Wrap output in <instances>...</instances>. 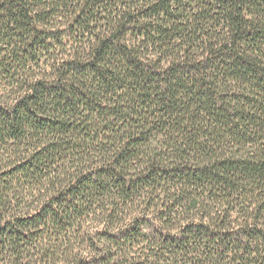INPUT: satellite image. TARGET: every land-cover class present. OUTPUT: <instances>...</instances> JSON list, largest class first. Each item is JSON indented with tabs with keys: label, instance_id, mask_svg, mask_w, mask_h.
Returning <instances> with one entry per match:
<instances>
[{
	"label": "trees",
	"instance_id": "obj_1",
	"mask_svg": "<svg viewBox=\"0 0 264 264\" xmlns=\"http://www.w3.org/2000/svg\"><path fill=\"white\" fill-rule=\"evenodd\" d=\"M0 264H264V0H0Z\"/></svg>",
	"mask_w": 264,
	"mask_h": 264
}]
</instances>
